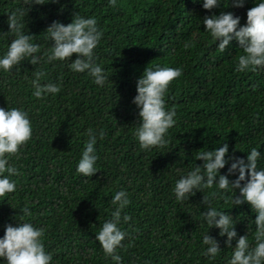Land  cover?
I'll return each mask as SVG.
<instances>
[{
	"label": "trees",
	"instance_id": "trees-1",
	"mask_svg": "<svg viewBox=\"0 0 264 264\" xmlns=\"http://www.w3.org/2000/svg\"><path fill=\"white\" fill-rule=\"evenodd\" d=\"M42 2L21 18L39 46L36 55L49 50L44 30L53 20L67 24L73 13L94 16L101 36L93 54L109 80L97 86L85 72L70 71L75 54L34 65L22 61L11 72L0 71V108L25 111L32 128L29 140L9 156L18 175L10 177L16 190L0 197V236L6 224L16 226L18 209L27 206L32 215L25 220L44 229L42 244L51 253L50 264H115L95 233L110 218L111 196L123 189L129 204L122 216L129 219L119 225L126 233L116 250L120 264H227L232 248L224 245L218 229L207 230L203 223V197L236 220L237 236L246 234L251 247L255 214L246 203L231 207L212 195L215 185L186 202L175 201L171 189L180 175L201 163L196 151L221 143L228 145L227 155L241 158L256 147L262 155L257 168H264V66L234 71L242 49L233 40L218 52L201 23L210 12L228 11L240 17L239 26L258 0H243L241 7L220 0L223 7L210 12L193 0H116L112 6L107 0ZM22 7L23 0H0V32L7 31V15ZM12 38L0 35V53ZM152 65L179 67L181 75L170 81L163 98L165 110L176 113L169 142L146 151L133 135L138 109L131 101L137 77ZM36 71L43 73L41 84L57 83L59 92L32 96ZM89 128L102 135L94 144L98 171L87 178L75 166ZM225 196L230 199L229 193ZM205 232L221 248L211 260L201 254Z\"/></svg>",
	"mask_w": 264,
	"mask_h": 264
},
{
	"label": "clouds",
	"instance_id": "clouds-1",
	"mask_svg": "<svg viewBox=\"0 0 264 264\" xmlns=\"http://www.w3.org/2000/svg\"><path fill=\"white\" fill-rule=\"evenodd\" d=\"M56 3V0H48ZM47 2V3H48ZM110 6L116 0H107ZM199 2L204 10L223 7L220 0H193ZM45 4L42 0H23V7L11 11L7 15V31L0 35L12 34L6 50L0 53V71L11 72L20 62L37 64L41 59L45 62L69 60L72 54L75 58L68 64L70 71L85 72L97 86H103L108 79L104 69L96 63L93 49L97 45L101 32L98 30L94 16L83 17L73 13L70 22L62 24L53 20L44 30L45 39L51 41L49 50L40 56L36 55L39 46L32 42L31 34L25 32V24L21 18L32 5ZM27 5V7H25ZM229 6V4H228ZM227 6V7H228ZM232 7L243 6V0H231ZM240 17L232 12L219 11L202 17L203 31L207 32L218 52H224L230 41H235L243 54L239 55L234 71H255L264 66V0H258L245 13L244 23L239 25ZM42 72L33 73L30 81L33 88L32 96H43L59 92L57 83H40ZM181 75L179 67H161L159 65L145 66L135 81V95L132 103L138 109V123L133 131L135 140L141 150H151L153 147L162 148L168 144L167 132L175 124V110H165L164 95L173 79ZM32 128L25 111L19 108H0V197L16 190V181L10 177L18 175L15 166L8 162L9 156L18 152L29 140ZM102 133L87 129V139L84 142L80 157L75 166V172L83 177H90L98 171L95 166L97 155L94 144ZM228 145L219 144L214 149L195 152V160H200L194 166L180 175L174 182L171 192L177 202H186L189 197L202 189H215L213 196L225 199L226 203L240 206L246 203L253 212L252 222L255 226L253 244L250 247L247 235L237 236L234 229L236 220L227 211L212 206L207 197L200 201L205 205L200 216L207 230L218 229L217 235L224 237V245L232 248L227 264H264V168H257V161L262 158L256 147L248 150L246 155L234 157L227 155ZM227 164L224 174L219 169ZM234 175L231 181L228 176ZM230 194L229 197L225 196ZM114 205L110 218L102 223L95 233L105 256L110 257L115 264H120V256L116 250L125 238V231L119 226L121 220L127 222L129 217L122 210L129 204L128 194L123 190L116 191L111 196ZM20 220L16 226L5 225L0 236V264H50L51 253L46 252L42 244L44 229L34 227L25 217L32 215L29 208L18 209ZM235 240L234 245L232 241ZM201 244L206 246L201 253L209 260L220 252L218 241L208 232L202 234Z\"/></svg>",
	"mask_w": 264,
	"mask_h": 264
}]
</instances>
